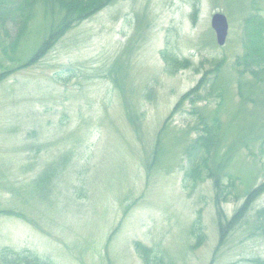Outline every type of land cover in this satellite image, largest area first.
Masks as SVG:
<instances>
[{"label": "rangeland", "instance_id": "rangeland-1", "mask_svg": "<svg viewBox=\"0 0 264 264\" xmlns=\"http://www.w3.org/2000/svg\"><path fill=\"white\" fill-rule=\"evenodd\" d=\"M215 12L228 20L224 46L210 26ZM252 13L264 16V0H115L41 59L33 56L42 41L38 17L18 49L0 53V72L11 68L0 82V207L25 212L42 232L2 215L0 249L28 250L53 264H143L133 246L141 241L160 264L264 259V236L252 235L248 225L215 250L212 180L183 182L188 165L180 142L184 126L196 122L189 106L161 134L163 157L149 172L144 168L178 97L211 61L224 59L201 106L218 113L221 148L232 153L226 172L240 199L223 204L228 216L264 179V75L240 77L233 67L243 51V20ZM165 44L192 67L166 73L159 55ZM109 75L119 79L126 105ZM126 113L140 119L131 125ZM195 218L206 238L192 248Z\"/></svg>", "mask_w": 264, "mask_h": 264}, {"label": "trees", "instance_id": "trees-1", "mask_svg": "<svg viewBox=\"0 0 264 264\" xmlns=\"http://www.w3.org/2000/svg\"><path fill=\"white\" fill-rule=\"evenodd\" d=\"M115 0H0V53L12 54L18 49L22 39L28 36L32 24L40 17L43 21L42 41L34 53V57L41 59L69 30L83 20L112 4ZM192 17H195V11ZM13 35L11 36V34ZM243 51L236 56L233 67L241 77L245 74L253 78L264 75V16L252 13L243 20ZM163 61V69L173 75L180 70L190 68L192 63L187 58H178L166 44L159 51ZM33 58L26 66H31ZM224 64V59L211 61V68L204 69L197 83L188 91L184 92L175 102L171 112L162 121L159 131L153 141V156L144 164L149 172L160 160L159 155L165 154V147L161 134L169 126L176 113L185 114L184 107H190V115L195 116L196 122L185 125V139L182 144L184 162L188 167L185 169L183 182L196 184L198 181L212 180L213 203L215 207V221L217 227V245L215 250L223 246L228 236L243 225H248L250 233L254 236H264V207L254 208L255 202L264 194V179L247 190L243 195L242 202L228 216L223 204L237 201L239 195L234 192L235 181L226 168L231 157L230 150H222V122L218 113H208L201 106L207 104L215 90L218 75ZM203 66V62L200 63ZM2 68V64L0 63ZM11 68H4L0 72V82L10 73ZM14 70V69H13ZM12 70V71H13ZM199 71V70H196ZM109 79L119 90L126 105L125 92L120 86L118 78L113 76ZM240 95V94H239ZM221 97V93H217ZM264 99V94H263ZM132 125L133 118L140 119L139 115L126 113ZM137 128V127H134ZM191 136V138H188ZM188 138V140L186 139ZM264 144V143H263ZM264 148V146H263ZM262 148V149H263ZM146 165V166H145ZM45 175L40 179H44ZM9 215L26 221L35 229L36 222L25 212L0 207V216ZM191 231L195 234V242L192 248L199 247L206 238L200 218H195L191 223ZM134 250L142 259L143 264H160V257L150 247L141 241L133 242ZM0 264H53L50 260L39 257L28 250L14 251L4 247L0 249ZM248 264H264L261 257H253Z\"/></svg>", "mask_w": 264, "mask_h": 264}, {"label": "water", "instance_id": "water-1", "mask_svg": "<svg viewBox=\"0 0 264 264\" xmlns=\"http://www.w3.org/2000/svg\"><path fill=\"white\" fill-rule=\"evenodd\" d=\"M211 26L215 31L216 41L219 45H223L227 36L228 24L225 16L221 13L213 14L211 18Z\"/></svg>", "mask_w": 264, "mask_h": 264}]
</instances>
